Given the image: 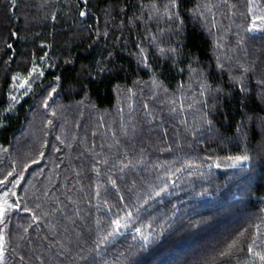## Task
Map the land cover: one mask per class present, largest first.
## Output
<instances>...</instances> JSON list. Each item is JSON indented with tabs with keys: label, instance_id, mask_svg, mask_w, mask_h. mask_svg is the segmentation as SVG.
Returning <instances> with one entry per match:
<instances>
[{
	"label": "trees",
	"instance_id": "trees-1",
	"mask_svg": "<svg viewBox=\"0 0 264 264\" xmlns=\"http://www.w3.org/2000/svg\"><path fill=\"white\" fill-rule=\"evenodd\" d=\"M0 264H264V0H0Z\"/></svg>",
	"mask_w": 264,
	"mask_h": 264
}]
</instances>
